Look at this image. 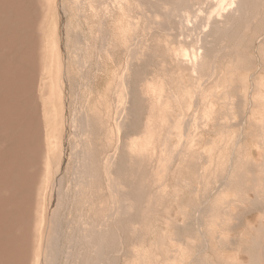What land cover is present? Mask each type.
Returning a JSON list of instances; mask_svg holds the SVG:
<instances>
[{
	"label": "rangeland",
	"instance_id": "rangeland-1",
	"mask_svg": "<svg viewBox=\"0 0 264 264\" xmlns=\"http://www.w3.org/2000/svg\"><path fill=\"white\" fill-rule=\"evenodd\" d=\"M136 1L0 0L6 8L0 15L21 14L18 27L25 31L23 42L7 50L21 59L14 79L29 135L22 168L27 185L17 210L22 223L12 228L24 249L11 264L22 258L23 264L53 263L55 252L45 248L59 213L57 264L259 259L264 0H246L243 15L226 22L228 28L185 31L177 28L173 7H207V1ZM120 4L131 5V17ZM194 37H201L198 44ZM192 46L202 50L196 70L189 56L176 55ZM54 50L59 60L63 54L62 106ZM73 122L81 126L78 134L71 132ZM79 136L77 173L71 148ZM12 143L0 133V154Z\"/></svg>",
	"mask_w": 264,
	"mask_h": 264
},
{
	"label": "bare ground",
	"instance_id": "bare-ground-1",
	"mask_svg": "<svg viewBox=\"0 0 264 264\" xmlns=\"http://www.w3.org/2000/svg\"><path fill=\"white\" fill-rule=\"evenodd\" d=\"M205 1H207V3H206L207 4V7H203V6L199 5L198 2H196L198 5L195 2H194L195 4L192 3L190 9L189 8L188 9H179V8L178 9L177 8L174 9V7H173V10L174 11L172 12V14L174 13V15H176V17H177V26H178L177 28H180V29L181 28H184V31L187 28H189V29L190 28H202L203 29V28H210V27H212V28H221V27L222 28H228L230 25L226 24V22L227 23L228 22H233L235 20V18H237L238 16L243 15L244 8H245V3H246V0H205ZM136 2H137V5H138L141 2V0H137ZM177 4H178V6L180 5V3H177ZM119 6L123 9V14H125L128 17H131V13H130V7H131V5L130 4H128V7L127 8L126 7H123L121 4ZM176 6L177 5H175V7ZM2 9H6V8H5V6L2 3H0V11ZM141 9H143V11L145 9L144 6H143V4L141 6ZM170 9L171 10L168 11V13L172 11V8H170ZM164 10H166V9H164ZM168 13H166V15L169 17L170 15ZM141 14H142V12H141ZM19 16H21V14H17L16 16H14V18L11 17V16H9V15H7L6 17L5 16L3 17L2 15H0V48L5 49V51L4 50L3 51L0 50V133L5 132L7 134V136H9V138L11 139V142H13L12 145L9 147V149L6 152H3V153L0 154V190H2V188L7 189V193H6L7 196H8V192L10 193V196H8V197H6L5 194H3L4 196H2V194H0V264H11L12 261H13L12 259H14V257L20 253V248H21V251L24 249V246L21 244L20 240H19V243H18V242H16L18 240L15 241V239L12 237L13 236L12 228L15 225L14 221L20 220L21 223H22L21 215H18L17 214V210L19 209L18 206H20L19 203H18L19 202V198H20V196L23 193V192L22 193H19V192H21V190H22L23 183H25L24 176L22 175V172H23L22 171V168H23V161L25 160L24 157H25L26 151H28V149H26V148H28V146H27V143H28L27 138L29 139V137H28L29 135L27 136V133L25 132V130L27 128L26 120H25V115H24L25 112H24V110H23L20 102L17 100V97H16L17 94H16V92H17L18 86H16L15 79H14L18 75V68H19V64H20L21 59L18 56H12V55H11L12 58L9 59L11 56L9 55V52H7L8 48H10L11 45L16 47V45H18L19 43H22L23 40H24V36H25L24 28H19L18 27V24H20L21 22H23L24 19H23V17H19ZM220 21H224V23L220 24L219 23ZM214 23H215V25H214ZM169 27H170V25H169ZM195 30H196V32L199 33V31H197V29H195ZM204 30H206V29H204ZM184 31H182V33H185ZM203 32H202V34H203ZM206 32H204V33H206ZM193 33H194V29H193V32H190V35L193 34ZM190 35H185V37L186 36L187 37L189 36V38L190 37L192 38V36H190ZM198 35H201V34H198ZM200 38L199 37L198 38L196 37L195 40H192V41H195V44H198ZM195 46L194 47L192 46V48L190 47V49H191L190 51L187 50V49H185V48L184 49H181V50H178V52H176V55H177V58H180V56H185L187 58V56H189L188 58H190L189 59V63L192 66L191 68H195V70H196V67H197V64H198V56L200 57L199 54H200V52L202 50L197 52V50L195 49L196 48ZM61 55L62 56H60V60H59V52L57 50H54L52 62L54 64V68H55V72H54L55 87H56L55 94L57 95V98L59 100L60 105L62 106L61 103L63 102V99L61 101V96L63 95V91H62L63 84H60V81H61V83H64V80H63L64 79L63 78V71H64L63 69H64V66H62L61 63H60V61L62 60L61 57H63V54H61ZM128 56L130 57V55H128ZM179 62H181V61H179ZM62 64H63V61H62ZM192 71H194V70L192 69ZM64 76H66V75H64ZM123 81H121V83ZM29 83L30 82H28V85H29ZM124 85L127 86L126 83H124ZM120 91H121V89H119V92ZM121 100H123V99H121ZM61 106H59V108H61ZM117 113H120V112H117ZM124 113H125V111H124ZM17 121H18V123H17ZM77 123H74L73 122V126L71 128L72 134H78L77 133V130H78L77 127H81V126H79V124H77ZM178 124H179V122H178ZM178 124H177V126H179ZM262 129H263V131H262L261 134H263V138H262L263 142H260V143H263L262 144V149H263V147H264V127ZM29 132H30V130H29ZM17 133L20 135V137H18L19 138L18 139V142L15 139ZM80 134H82V133H80ZM32 136H34V135H32ZM79 139H80V136H79V138H77L75 140L74 145L71 148V153L74 156V157L72 156V158L74 159V161H72V162L74 163L73 166L75 168H77V173H80L81 168H82V166H81V157L79 156V154H80V147H81L80 146ZM62 142H63V140L61 141V143ZM2 149H3V147H2ZM62 150H63V148H62ZM170 151H168V152H170ZM33 155H34V152H33ZM171 155H172V153H171ZM261 158L263 159V157H261ZM111 160H112V157H110V161ZM262 162H263V160H262ZM260 170H262V172H263L264 168L263 169H260ZM27 173H29V172H27ZM28 176H30V174ZM80 177H81V175L76 178V182H78V180L80 179ZM159 177H160V179L163 178V177L161 178V176H159ZM22 178H23V180H22ZM25 179H27V176L25 177ZM157 182H158V180H157ZM25 184L27 185V182ZM30 184H28V185H30ZM239 185H242V184H239ZM4 189L2 191H4ZM262 189L260 191H262ZM22 200H21V202H23ZM150 203H151V201H150ZM22 210H24V209H22ZM59 214H57L56 217L54 215L55 220L54 221L52 220L53 221V224H51V231L49 230L50 233H49V237H47L48 238L47 244H46L47 246L45 248V249H47V247H48V249H50L49 250L50 251L49 252L50 255L53 252H55V255L54 254L51 255L52 259L50 257V259L53 261L52 264H57L56 263V261H57L56 259H57V257H58L59 254H62V251H63V250H59L60 247H61V246H59V249H58L59 252H58L56 250V246H55V243H57V241H58L57 240L58 239V236L56 235L57 234L56 232H57L58 224L60 223L59 222V216H60ZM261 217H262V215H261ZM49 219H50V217H49ZM49 224H50V222H49ZM49 228H50V226H49ZM58 234H60V233H58ZM50 236L52 237V240H51ZM48 241H51V243H50V246L51 247H49V242ZM258 242H259V240H258ZM256 243H257V241H256ZM260 248H261V252H259L260 249L258 250V253H260V254L255 253V255L257 254L258 257H259L258 261L256 260L257 262L255 263L254 262L255 260H252V261L249 260V264H264V239L261 242ZM48 249H47V251H48ZM62 249H65V248H62ZM47 251L45 250L44 256L47 254ZM42 258H46V256L45 257H42ZM16 260H18V258ZM46 260H47V258H46ZM14 262H13V264H14ZM17 263L18 264H23V258H22L21 263H19V262H17ZM50 263H51V261H50ZM94 264H95V262H94Z\"/></svg>",
	"mask_w": 264,
	"mask_h": 264
}]
</instances>
